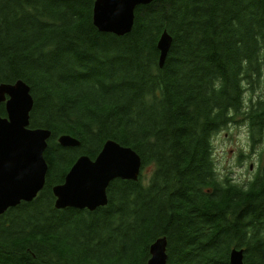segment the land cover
<instances>
[{"label":"trees","instance_id":"obj_1","mask_svg":"<svg viewBox=\"0 0 264 264\" xmlns=\"http://www.w3.org/2000/svg\"><path fill=\"white\" fill-rule=\"evenodd\" d=\"M95 1L0 0V86L30 85L31 128L52 132L44 189L0 216V264H147L162 237L168 264H231L234 248L264 264V164L247 186L221 180L213 143L242 116L264 144V97L247 101L264 83V0H156L122 37L95 27ZM108 140L140 154L139 181L112 182L95 211L56 209L53 187Z\"/></svg>","mask_w":264,"mask_h":264},{"label":"water","instance_id":"obj_2","mask_svg":"<svg viewBox=\"0 0 264 264\" xmlns=\"http://www.w3.org/2000/svg\"><path fill=\"white\" fill-rule=\"evenodd\" d=\"M156 0H96L93 10L95 27L118 37L128 35L135 25L136 10ZM173 37L165 30L159 41V67L165 66ZM5 104L7 116L0 115V216L21 203L32 202L45 187L49 165L45 153L52 132L31 128V113L35 100L31 86L19 80L0 86V106ZM61 146L79 147L80 140L64 134ZM143 160L131 147L108 140L95 159L87 155L78 158L63 184L53 187L58 210L95 211L109 203L108 189L118 179L139 181ZM147 264H168V240L154 242ZM245 251L234 248L231 264H245Z\"/></svg>","mask_w":264,"mask_h":264},{"label":"rangeland","instance_id":"obj_3","mask_svg":"<svg viewBox=\"0 0 264 264\" xmlns=\"http://www.w3.org/2000/svg\"><path fill=\"white\" fill-rule=\"evenodd\" d=\"M260 87L253 94L248 92L247 101L264 97V83ZM213 143L217 174L221 180L229 177L233 182L247 186L259 173L261 164H264V145L257 144L253 149L255 142L251 139L249 125L242 116L220 131ZM144 173L148 181L153 169L149 167Z\"/></svg>","mask_w":264,"mask_h":264},{"label":"bare ground","instance_id":"obj_4","mask_svg":"<svg viewBox=\"0 0 264 264\" xmlns=\"http://www.w3.org/2000/svg\"><path fill=\"white\" fill-rule=\"evenodd\" d=\"M259 97H260V96H259ZM261 98H262V97H261ZM257 100H258V99H257ZM263 145H264V144H263ZM255 148H256V147H255ZM255 148H253V149H255ZM77 160H78V159H77ZM125 181H133V180H125ZM134 182H137V181H134ZM104 207H105V206H104ZM86 210H87V209H86ZM96 210H97V209H96ZM162 238H163V237H162ZM159 239H160V238H159ZM157 240H158V239H157ZM157 240H156V241H157ZM153 244H154V243H153ZM153 244H152V245H153ZM152 245H151V246H152ZM150 248H151V247H150ZM243 250H244V249H243ZM244 251H245V250H244Z\"/></svg>","mask_w":264,"mask_h":264}]
</instances>
